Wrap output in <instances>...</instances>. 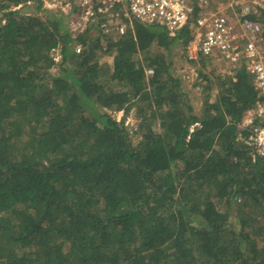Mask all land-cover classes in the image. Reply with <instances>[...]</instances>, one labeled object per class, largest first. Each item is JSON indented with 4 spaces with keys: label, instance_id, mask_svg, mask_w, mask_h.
I'll return each instance as SVG.
<instances>
[{
    "label": "trees",
    "instance_id": "obj_1",
    "mask_svg": "<svg viewBox=\"0 0 264 264\" xmlns=\"http://www.w3.org/2000/svg\"><path fill=\"white\" fill-rule=\"evenodd\" d=\"M64 14L0 0V264H264V156L242 127L264 95L246 65L188 59L194 20L73 35ZM176 45L202 67L199 110Z\"/></svg>",
    "mask_w": 264,
    "mask_h": 264
},
{
    "label": "built area",
    "instance_id": "obj_2",
    "mask_svg": "<svg viewBox=\"0 0 264 264\" xmlns=\"http://www.w3.org/2000/svg\"><path fill=\"white\" fill-rule=\"evenodd\" d=\"M43 10L78 11L80 32L98 24L104 34H125L132 20L145 25H159L170 32L194 20V37L187 46L190 60L200 56L222 60L234 77L244 63L252 75L255 88L264 95V25L255 19L264 12V0H40ZM225 4L223 6L222 4ZM83 47L75 48L81 55ZM153 70H147L152 75ZM260 120L261 123H256ZM242 127H249L245 144L252 159L264 156V104L246 113Z\"/></svg>",
    "mask_w": 264,
    "mask_h": 264
},
{
    "label": "rangeland",
    "instance_id": "obj_3",
    "mask_svg": "<svg viewBox=\"0 0 264 264\" xmlns=\"http://www.w3.org/2000/svg\"><path fill=\"white\" fill-rule=\"evenodd\" d=\"M33 6V3H30ZM43 9V7H42ZM28 13L34 14L37 13L34 10L29 11ZM68 14V12L66 13ZM66 16L65 20L68 21L69 28L73 35H76L80 31V27L83 25L81 20H77L75 15H65ZM91 34L93 36L98 35L97 30L91 31ZM56 62L57 64L60 62V56L56 53ZM113 62V57L111 54L107 53L102 59H101V64L102 65H110ZM214 62V67H216V73L217 75H222L226 74L229 69L228 66L219 59H215ZM212 62H209V66L213 65L211 64ZM173 69L175 71V74H177L183 81L185 88L187 89L189 93V97L191 100V104L195 107L196 110H199L202 106V101H203V87L205 85L204 78L201 76V69L199 65H192L191 63L188 62L187 59L184 57V50L180 45H176L173 49ZM52 72L56 75L59 73V68L58 65H55L52 68ZM208 73V71L206 72ZM201 83V86L198 85ZM122 117V114H117L116 118L120 120ZM127 125L129 126L130 129L135 130L138 126V120L135 117V112L133 111L129 117L127 118ZM135 141L137 142L140 138L138 136H134ZM248 212L254 215L260 214V211L257 212L255 209L248 208Z\"/></svg>",
    "mask_w": 264,
    "mask_h": 264
},
{
    "label": "crops",
    "instance_id": "obj_4",
    "mask_svg": "<svg viewBox=\"0 0 264 264\" xmlns=\"http://www.w3.org/2000/svg\"><path fill=\"white\" fill-rule=\"evenodd\" d=\"M222 5L225 6L224 3H223ZM263 16H264V12H258V15L255 16V18L258 17V19H260V18H262ZM263 19H264V18H263ZM132 21H133V20H132ZM261 24L264 25V23H262V22H261ZM262 49L264 50V46H262ZM186 50H187V49H186ZM228 72H229V71H228ZM228 72H227L226 74H228Z\"/></svg>",
    "mask_w": 264,
    "mask_h": 264
}]
</instances>
